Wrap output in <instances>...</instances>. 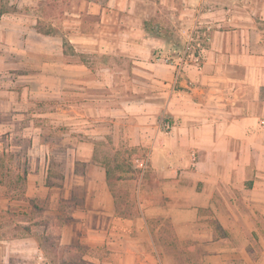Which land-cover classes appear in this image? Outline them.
Instances as JSON below:
<instances>
[{"label": "crops", "instance_id": "0c3cea01", "mask_svg": "<svg viewBox=\"0 0 264 264\" xmlns=\"http://www.w3.org/2000/svg\"><path fill=\"white\" fill-rule=\"evenodd\" d=\"M192 1L199 4L198 12L190 7ZM181 18L183 28L195 21L192 31L197 23L203 25L195 33L203 51L197 54L200 60L191 57L178 76L174 65L156 57L168 46L160 24L148 31L144 19L143 26L124 33L128 53L123 58L143 51L139 69L160 77L155 79L158 91L136 102L155 121V126L141 128L151 135L138 140L150 146L147 167L154 178L152 185L143 184L144 190L151 189L149 200L144 199L150 206L147 215H167L183 255L190 248L196 253L192 255L201 256L192 263L184 256L185 264H256L251 246L257 241L264 245V0H185ZM35 24L33 8L3 10L0 0V163L5 155L23 159L30 188L35 179L42 182L52 158L59 167L67 159L62 172L75 176L78 160L94 156V151H82L85 141L72 150L51 151L43 132L48 112L34 101L28 70L35 56ZM133 30L141 40L134 39ZM92 38L81 33L76 41L90 44ZM45 49L48 52V45ZM130 103L122 101L126 107ZM95 170L97 178L80 206L86 218L81 220L83 230L63 226L60 245L107 249L103 258L84 255L85 264H183L157 244V231L147 216L116 214L106 170L101 165ZM11 199L0 198V204L20 201ZM9 242L25 245L20 251L43 254L36 236H15ZM4 261L10 262L11 255Z\"/></svg>", "mask_w": 264, "mask_h": 264}, {"label": "rangeland", "instance_id": "374dc122", "mask_svg": "<svg viewBox=\"0 0 264 264\" xmlns=\"http://www.w3.org/2000/svg\"><path fill=\"white\" fill-rule=\"evenodd\" d=\"M189 5L192 9L199 7L196 1ZM1 6L3 10L17 6L33 8L38 31L35 30L33 65L28 70L33 75L34 101L39 104L38 108L48 112L44 116L47 123L43 132L51 151L72 150L85 141L87 145L82 151H94V156L89 161L78 160L79 172L75 176L62 172L67 168V159H62L60 164L64 166L59 167L58 159L52 158L44 181L35 179L32 188L22 168L23 159L9 155L1 159L0 198L20 201L0 204V240L5 241L0 242V262L9 255L11 261L22 264H85L86 254L105 257V247L94 248L82 243L60 245L63 226L68 225L66 228L74 232L83 230L81 220L86 218H82L84 211L80 206L90 192L91 181L97 178L96 165L105 168L106 164L114 176L120 177L115 181V189L119 199L129 204L123 207V214L130 218L147 216L157 237L170 240L171 232L162 231L170 218L158 211L150 212L153 214L150 218L147 215L150 206L144 204V199L149 200L151 189L144 190L143 184L152 185L154 178L149 167L140 166L148 159L150 146L138 143L139 138L151 135L144 134L141 128L155 126V121L141 112L136 102L158 91L160 84L155 79L160 77L139 69L137 61L143 51L137 49L136 56L129 52L123 58L128 53L124 33L129 28L143 26L147 19L151 31L154 24H160L168 38L166 52L160 53L183 50L192 32L190 27L195 23L189 22L183 28L182 18L178 19L185 11V0H1ZM197 24L200 30L203 25ZM81 33L91 34L94 42H77ZM134 39L141 40L139 32H135ZM79 43L83 44L81 48ZM86 45H90L89 51ZM125 99L131 100L129 107L122 105ZM31 235L41 240L44 255L40 251L31 254L20 251L25 245L9 242L15 236ZM251 248L256 264H264L263 243L257 241ZM188 251L181 257L201 258L199 253L192 255L196 253L190 248Z\"/></svg>", "mask_w": 264, "mask_h": 264}, {"label": "trees", "instance_id": "16d2710c", "mask_svg": "<svg viewBox=\"0 0 264 264\" xmlns=\"http://www.w3.org/2000/svg\"><path fill=\"white\" fill-rule=\"evenodd\" d=\"M145 27L147 28L148 31H150L151 26L150 24L146 21L145 22ZM43 33L49 34L48 31H41ZM105 166V170H106V180L107 183L110 187V190L114 196V201H115V212L118 216L124 217V218H130L129 215H124L123 214V207L125 205H129L125 200H120L119 199V194L115 189V181L117 179H119L120 177L114 176V173L112 172L110 166L108 165H104ZM26 198V197H24ZM168 230L171 232V239H165L164 237L161 236V238H158L157 235H155V241L157 242L158 245H161L168 253H175L177 259L179 258L181 261V263L185 264L186 263V259H184V257H181L183 255V252H185V250L182 248V244L180 243V241L178 240L176 233H175V229L173 224L171 223L170 219L167 220V227L163 228L162 231ZM162 231H160L159 233L162 234ZM40 242V239H39ZM181 254V255H180ZM188 263H192V259H190L189 257L187 258ZM0 264H22V263H14L13 261H10L8 263L6 262H0Z\"/></svg>", "mask_w": 264, "mask_h": 264}, {"label": "built area", "instance_id": "2783aa9c", "mask_svg": "<svg viewBox=\"0 0 264 264\" xmlns=\"http://www.w3.org/2000/svg\"><path fill=\"white\" fill-rule=\"evenodd\" d=\"M196 31H197V28L193 29V31L190 33L188 40L186 41V45H184L185 47L183 50L175 52L173 54L160 53L156 56L158 60H161L167 64L174 65L177 71L176 76H178L179 72L183 69V66L189 62L191 57L194 56L193 58L195 59V61L200 60V56H198L197 54L201 53L203 50H201L202 46L199 47L198 44L195 42L196 41V38H195ZM167 127H169V124H167ZM148 159L143 160L140 163V166L143 168L144 167L146 168Z\"/></svg>", "mask_w": 264, "mask_h": 264}]
</instances>
